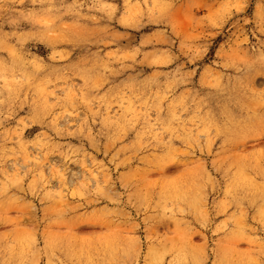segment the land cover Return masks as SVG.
I'll return each mask as SVG.
<instances>
[{"label":"clouds","instance_id":"1","mask_svg":"<svg viewBox=\"0 0 264 264\" xmlns=\"http://www.w3.org/2000/svg\"><path fill=\"white\" fill-rule=\"evenodd\" d=\"M0 264H264V0H0Z\"/></svg>","mask_w":264,"mask_h":264}]
</instances>
